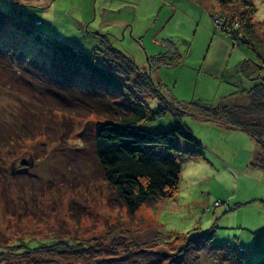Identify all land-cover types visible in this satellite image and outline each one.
I'll return each instance as SVG.
<instances>
[{"label": "rangeland", "instance_id": "1", "mask_svg": "<svg viewBox=\"0 0 264 264\" xmlns=\"http://www.w3.org/2000/svg\"><path fill=\"white\" fill-rule=\"evenodd\" d=\"M251 2L255 32L264 44V0ZM218 4L0 0L1 12L16 10L20 19L39 23L31 28L43 39L65 40L96 56L105 36L142 72L112 56L107 65L121 71L117 76L127 90L142 88L148 72L168 100L143 92L140 99L154 114L142 126L157 131L180 125L197 140L182 148L175 193L154 197L128 213L96 160L95 125L103 117L73 97L63 98L65 90L49 67L51 48L28 34L11 44L7 36L17 38L18 33L5 20L0 23V250L26 238L46 239L52 251L64 248L67 240L99 242L107 251L96 259L104 264L101 256L112 255L108 251L113 247L119 253L129 250L136 263L153 256L148 264H167L163 257L132 251H168L175 257L188 237L211 231L210 245L242 247L248 264L262 258L264 172L250 164L258 145L246 132L197 114L204 106L244 100L238 91L251 81L240 76L238 64L257 59L254 51L232 45L218 30L212 16ZM159 54L158 62L148 63V56ZM71 80L85 90L97 86L86 72ZM69 253L73 255H35L31 262L16 257L1 264L92 263ZM198 258V264H223L205 252Z\"/></svg>", "mask_w": 264, "mask_h": 264}, {"label": "trees", "instance_id": "2", "mask_svg": "<svg viewBox=\"0 0 264 264\" xmlns=\"http://www.w3.org/2000/svg\"><path fill=\"white\" fill-rule=\"evenodd\" d=\"M217 1L220 9L213 11L212 16L216 19L214 22L218 30L228 38L232 45L242 44L254 51L257 59L256 61L244 59L238 64L237 72L240 76L251 81L247 89L238 91L239 94H245L244 100L240 98L229 104L204 106L201 107L202 112L197 114L207 120L249 134L258 145L250 164L264 172V44L256 34L252 20L255 7L251 0ZM8 17H15V22L10 23ZM5 20H8V23H5L6 26L13 25L18 33L17 38L12 35L7 36L11 44L17 42L19 35L28 34L34 36L37 42L51 48L49 67L52 70L51 73L57 76L55 80L65 90L61 92L63 98L64 96L73 97L80 101L88 112H94L103 117V120L97 121L95 125L96 160L104 179L119 193L128 213H134L142 203L154 197H171L180 179L182 148L190 142L196 144L197 140L180 125L157 131L142 126L154 114L140 99L143 92L149 91L154 98L168 103L166 97L153 82L150 73H146L143 87L137 88L135 92L137 94H135L128 91L118 78L117 75L121 71L107 64L111 62L112 56L117 54V57L127 59L132 69L139 74L142 73L141 70H138L131 57L124 58L127 57L126 53L112 47L105 36L104 47L97 50L96 56H93L65 40L43 39L41 34L33 32L31 28L33 24L39 23L20 19L16 10L10 9L7 14L0 11V23L4 24ZM216 21L219 22L216 23ZM160 56V54L148 56V63L152 60L158 62ZM84 72L92 77L97 86L85 90L73 83L71 79ZM120 95L122 97H119ZM169 107L171 105H167V108L171 109ZM211 234V231L198 232L196 236L188 237L174 254L178 258L167 253L168 251L163 253L145 248H139L132 253L140 254V256L143 253H151V255L163 257L167 260V264H198L199 253L205 252L217 263L221 260L223 264L231 262L248 264L246 258L240 253L244 251L242 247L223 243L210 245ZM46 242H48L46 239L26 238L20 240L19 243L13 242L6 245L5 248L8 251L0 250V264L16 257L21 259L19 261L31 262V256L35 255H73L69 252L76 254L78 259L88 257V260L92 261L89 264H104L101 260H97L96 256L104 251L105 244L67 240L63 241L66 245L64 248L52 251L45 245ZM71 247L76 249L71 251ZM115 249L116 247H113L108 251L114 252L112 255L101 256L106 264H132L134 262L135 257L130 254L129 250L119 253L113 251ZM140 256L137 260H140ZM129 258L132 259L129 261ZM152 259L154 260L153 256L145 257L139 263H134L148 264ZM251 264H264V255L259 261Z\"/></svg>", "mask_w": 264, "mask_h": 264}]
</instances>
